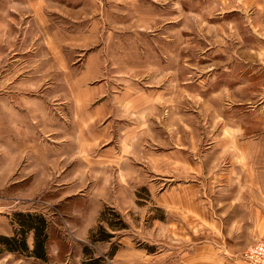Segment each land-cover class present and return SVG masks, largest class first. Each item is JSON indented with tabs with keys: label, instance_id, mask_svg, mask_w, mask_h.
<instances>
[{
	"label": "rangeland",
	"instance_id": "1",
	"mask_svg": "<svg viewBox=\"0 0 264 264\" xmlns=\"http://www.w3.org/2000/svg\"><path fill=\"white\" fill-rule=\"evenodd\" d=\"M24 1L0 0V136L6 102L21 111L22 142L29 132L38 145V157L26 151L21 163L38 166L40 181L9 183L0 215L11 224L14 213L41 214L54 238L47 261L20 256L23 264H249L264 236L262 0H150L153 7L149 0H85L68 6V23L58 17L63 6L33 12ZM64 27L71 46L60 51L65 40L51 47L47 32ZM150 46L162 49L151 80L165 97L161 118L151 120L159 127L146 129L142 148L160 158L171 138L168 147H180L189 169L177 182L159 173V160L140 157L123 189L95 169L100 142L87 153L78 148L89 145L78 126L101 84V72L86 65L113 48L137 95L150 88L142 68ZM126 59L140 68H127ZM210 79L215 85L207 87ZM77 95L92 101L74 102ZM176 125L183 133L175 136ZM31 187L38 193L26 197Z\"/></svg>",
	"mask_w": 264,
	"mask_h": 264
},
{
	"label": "crops",
	"instance_id": "2",
	"mask_svg": "<svg viewBox=\"0 0 264 264\" xmlns=\"http://www.w3.org/2000/svg\"><path fill=\"white\" fill-rule=\"evenodd\" d=\"M50 4L44 2H38L37 0H25L26 6L31 8V11L35 12L33 6L35 5H45L55 7L64 8L62 11L64 14L58 15L59 19L64 20V23H68L72 21L71 19L66 18L67 14H70V10L68 9L69 5L72 2L76 4L77 7H81L84 5L85 0H50ZM264 3V0H262ZM60 5V6H59ZM149 6L153 7L154 4L149 0ZM33 9V10H32ZM49 15V14H47ZM54 16L56 14H50ZM71 16V15H68ZM157 15H153L150 11L149 17L147 16V20H154L157 18ZM33 21H37V15L33 14ZM80 21L81 20H75ZM86 21V20H85ZM66 28L61 29V31L56 32V30H48L49 40L51 41L49 44L53 46L56 42V38L59 40H65L61 44L58 42V49L60 50V46L63 47L71 46V36H69V32H67ZM77 32H80L79 28L76 29ZM71 49V48H70ZM109 49L111 51L109 56L105 57V52ZM103 50V54L100 53L98 58L95 61L90 62L86 65V68H91L94 66L95 70L101 72V80L100 86L97 88L96 93L97 96L94 101L92 99H88L85 96H78L74 98V102H83L87 104L92 101L95 103L94 106L87 108L84 106V112L80 116V124L79 135L80 142L83 141L85 144L79 146V151L86 152L91 150L93 144L95 142L101 143V151L98 153V158L96 162H94L95 169L97 172L101 173V175L105 179H109L111 177L114 178L118 183L123 184V189L126 186V183L131 184L134 181L132 178L133 174L136 172L132 170L134 168L135 162L140 161V157L143 159L150 160L153 163V160L160 161L159 163V173L163 177H172L177 182L182 181L183 177H185V168L189 169L187 162L184 163V158L182 152L180 151V147L176 145L177 148H170L168 144L172 142L171 138H166L167 146L165 148L161 147V150L165 152L160 156L152 158L150 156V152L145 147L144 143L146 140L145 133L146 129H152L154 126L159 127L158 125H154V121H151L152 118H161V105L162 100L165 97V93L161 91V89H156L154 87H160L161 84H156L151 80L152 75L158 74V69L161 68L157 65L162 61V49L156 46H150L146 50H144V54L147 56V60L149 59V65L145 64L143 68V72L147 76L145 80V86H149V89H145L143 93L134 94V89L130 90L129 87L137 86L133 83L132 79L127 78V69L119 68L120 64L118 59L116 58V52L112 48H107ZM55 50V49H54ZM61 51V50H60ZM102 54V56H101ZM116 56V57H115ZM64 60V59H63ZM161 60V61H160ZM125 61V60H124ZM131 60L126 59L125 66L127 68H140L139 65H135V63H131ZM160 61V62H159ZM108 63V65H107ZM61 65V63H59ZM161 66V65H160ZM133 72H136L135 70ZM215 85L214 80L210 79L207 87ZM196 86H204V81L196 82ZM229 86V82L223 83V87ZM123 87L121 91L117 90V88ZM6 103V102H4ZM3 103V137L0 136V192L5 191L7 185L9 183H22L25 178H30L31 183H38L40 180L35 178V174H38V166L37 169L33 170V165L24 166L21 162L22 159L26 155V151H31V159L38 157V154H33V151L38 150L37 143H34L32 140V134L29 132L26 133L25 137L28 138V143L22 142L24 139V135L22 133L23 130H27V126L22 119L23 116L19 113L21 111L15 110L9 107L7 104ZM76 104V103H75ZM10 105V104H9ZM76 107V106H75ZM89 107V105H88ZM175 117L177 116V111H171ZM172 117V116H171ZM33 123V116L30 115ZM181 118V116H180ZM21 128V130H20ZM163 128V126L161 127ZM157 130H161L156 128ZM28 131V130H27ZM31 133L33 131L31 130ZM176 136L177 134L183 133L181 126L175 127V131L173 132ZM22 136V137H21ZM147 137V136H146ZM23 138V139H22ZM145 140V141H144ZM152 140V138H150ZM170 141V142H169ZM173 144V143H172ZM91 146V147H89ZM181 146V145H180ZM137 152H141L137 154ZM160 155V154H158ZM153 159V160H152ZM156 165V164H155ZM191 171H194V168L191 166ZM30 171V172H29ZM108 172L110 175H108ZM38 176V175H36ZM104 180V179H103ZM32 185V186H33ZM129 188V185L126 188ZM36 191V192H35ZM24 192V191H23ZM19 195L22 196V190L19 191ZM34 193L37 192V188L31 187V190H26V197H33ZM14 226L10 224L7 217L0 215V235L3 236H11L13 234ZM27 244L29 248L32 247L33 239L32 234L29 235V239L27 240ZM14 259V260H13ZM12 260L14 264H23V258L7 253L5 256H0V264L6 263ZM29 260H35L30 258ZM39 262L38 260H35ZM29 262V261H28Z\"/></svg>",
	"mask_w": 264,
	"mask_h": 264
},
{
	"label": "trees",
	"instance_id": "3",
	"mask_svg": "<svg viewBox=\"0 0 264 264\" xmlns=\"http://www.w3.org/2000/svg\"><path fill=\"white\" fill-rule=\"evenodd\" d=\"M114 215L118 217L117 214ZM11 224L14 226L13 234L0 235V254L6 252L30 257L39 262L47 261L48 247L52 242L50 240L54 237L44 216L37 213L17 212L13 214ZM31 234L33 244L29 248L27 239Z\"/></svg>",
	"mask_w": 264,
	"mask_h": 264
},
{
	"label": "built area",
	"instance_id": "4",
	"mask_svg": "<svg viewBox=\"0 0 264 264\" xmlns=\"http://www.w3.org/2000/svg\"><path fill=\"white\" fill-rule=\"evenodd\" d=\"M249 264H264V236L259 240L255 248L251 250Z\"/></svg>",
	"mask_w": 264,
	"mask_h": 264
}]
</instances>
